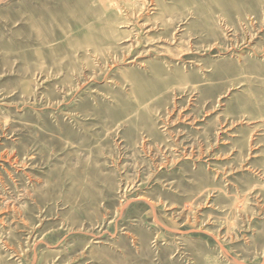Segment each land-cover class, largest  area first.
Listing matches in <instances>:
<instances>
[{"label":"rangeland","instance_id":"1","mask_svg":"<svg viewBox=\"0 0 264 264\" xmlns=\"http://www.w3.org/2000/svg\"><path fill=\"white\" fill-rule=\"evenodd\" d=\"M0 264H264V0H0Z\"/></svg>","mask_w":264,"mask_h":264}]
</instances>
